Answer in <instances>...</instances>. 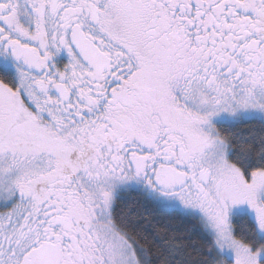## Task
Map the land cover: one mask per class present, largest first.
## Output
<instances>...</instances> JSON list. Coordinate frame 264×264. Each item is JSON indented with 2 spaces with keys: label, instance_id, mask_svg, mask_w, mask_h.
Instances as JSON below:
<instances>
[{
  "label": "snow or ice",
  "instance_id": "snow-or-ice-1",
  "mask_svg": "<svg viewBox=\"0 0 264 264\" xmlns=\"http://www.w3.org/2000/svg\"><path fill=\"white\" fill-rule=\"evenodd\" d=\"M0 264H264V0H0Z\"/></svg>",
  "mask_w": 264,
  "mask_h": 264
}]
</instances>
